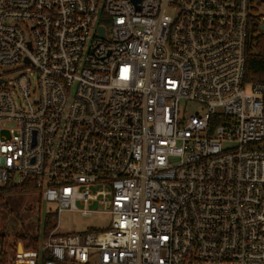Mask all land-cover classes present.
I'll return each instance as SVG.
<instances>
[{
  "label": "built area",
  "instance_id": "2783aa9c",
  "mask_svg": "<svg viewBox=\"0 0 264 264\" xmlns=\"http://www.w3.org/2000/svg\"><path fill=\"white\" fill-rule=\"evenodd\" d=\"M253 27L264 0H0V186L57 218L26 261L264 264ZM65 213L111 221L61 233Z\"/></svg>",
  "mask_w": 264,
  "mask_h": 264
},
{
  "label": "rangeland",
  "instance_id": "374dc122",
  "mask_svg": "<svg viewBox=\"0 0 264 264\" xmlns=\"http://www.w3.org/2000/svg\"><path fill=\"white\" fill-rule=\"evenodd\" d=\"M202 106L193 102H181L180 110L185 115L200 112ZM9 128L10 125H6ZM39 196L35 193L13 195L8 198L10 211L3 210L0 217V233L6 236L5 251L8 254V262L16 258L17 251L22 249V243L16 241V236L30 231L36 233L39 221L42 224L45 214L55 206L42 202L39 204ZM61 233L80 232L89 228L106 229L111 218L100 215L96 218H82L77 214L65 213L62 218ZM0 264H2L0 262Z\"/></svg>",
  "mask_w": 264,
  "mask_h": 264
},
{
  "label": "trees",
  "instance_id": "16d2710c",
  "mask_svg": "<svg viewBox=\"0 0 264 264\" xmlns=\"http://www.w3.org/2000/svg\"><path fill=\"white\" fill-rule=\"evenodd\" d=\"M245 82L246 83H264V34L260 33L259 28L251 30V36L247 47V58L245 64ZM36 191L30 187H16L12 185L0 186V217L3 210L10 211L8 198L13 195H22L35 193ZM39 204L42 198L39 197ZM57 218L53 210H49L44 217L42 224L39 221L35 234L25 231L16 236V241L21 242L26 250L38 251L40 242L49 237L56 229ZM97 229L89 228L85 233H92ZM6 236L0 233V262L9 264L8 254L5 251ZM20 263L32 264L30 260L26 261V257L20 249ZM44 259L41 260V263ZM15 258L10 264H14Z\"/></svg>",
  "mask_w": 264,
  "mask_h": 264
},
{
  "label": "water",
  "instance_id": "95a60500",
  "mask_svg": "<svg viewBox=\"0 0 264 264\" xmlns=\"http://www.w3.org/2000/svg\"><path fill=\"white\" fill-rule=\"evenodd\" d=\"M262 30H264V27H262Z\"/></svg>",
  "mask_w": 264,
  "mask_h": 264
}]
</instances>
